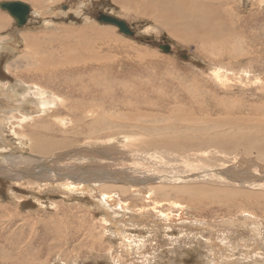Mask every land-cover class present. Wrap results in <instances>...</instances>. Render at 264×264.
Instances as JSON below:
<instances>
[{"label": "rangeland", "instance_id": "1", "mask_svg": "<svg viewBox=\"0 0 264 264\" xmlns=\"http://www.w3.org/2000/svg\"><path fill=\"white\" fill-rule=\"evenodd\" d=\"M17 1L32 9L22 28L0 8L6 23L0 26V42L7 38L10 44H0V264H264V185L258 186L264 183V29H254L264 28L263 0H217L234 8V20L241 22L236 31L262 39L255 49H241L233 60L203 53L193 35L184 41L114 0L0 4ZM99 13L125 21L135 37L100 24ZM15 43L16 50L5 51ZM165 44L172 53L160 50ZM35 52L42 58L70 57L49 85L41 73L24 72L27 56L33 58ZM85 58L91 62L76 65ZM226 116L261 121L263 130L253 137L257 143L228 150L210 144L164 151L143 146L203 126L216 134L205 124ZM108 117L111 130L100 133L96 121L104 125ZM92 126L99 133L93 135ZM169 126L175 131H165ZM35 127L47 128L36 136L41 135L49 153L64 148L39 156L51 162L62 157L61 170L77 165L88 175L100 169L96 172L124 179L119 177H133V171L168 176L215 168L229 180H105L100 187L109 189L104 193L97 187L90 193L70 191L60 182L47 188L32 178L17 184L7 175L6 159L34 157L30 148L35 144L26 136ZM229 169L232 174L224 172ZM245 173L248 180L232 178ZM253 181L257 186L250 184ZM196 187L207 192L191 191Z\"/></svg>", "mask_w": 264, "mask_h": 264}, {"label": "bare ground", "instance_id": "2", "mask_svg": "<svg viewBox=\"0 0 264 264\" xmlns=\"http://www.w3.org/2000/svg\"><path fill=\"white\" fill-rule=\"evenodd\" d=\"M114 2L118 5H121V7L124 8L128 12L131 11V12H134V13L142 15V16L153 18L154 21L156 22V24L161 27V29L170 30L173 35H175L176 37H178L180 39H184V41H186L185 40L186 35L187 36L193 35L194 39L197 40V42H199L200 46H202L203 53H208L212 57H218L221 60H225V59L226 60H228V59L233 60L236 58L235 56H237V54L239 52H241V49L244 48L245 50H249L251 47H253L255 49V47L257 45H259V43H262V39H261L260 35H255L254 33H252V36H250V35L248 36V35H245V33H240L238 31H236V29H235L236 24L237 23L240 24L241 22H236L234 20L235 19V15L233 12L234 8L229 6L228 3L219 2L217 0H114ZM261 3H264V0ZM221 6H225L226 9L222 10L220 8ZM244 19H245V17L242 18V20H244ZM0 26H2V27L6 26V23L3 22L1 19H0ZM258 28H262L261 32L264 29L263 27H259V26L255 27L254 29H258ZM247 29L250 30L249 27ZM191 40H193V39H191ZM3 41H5V42H3V43L0 42V44L6 43L8 46H10L7 38ZM14 42L15 41H13V43ZM16 45L17 44L15 43V45H12L11 47L7 46V48H5V51L8 50L11 52V51H14V49L16 50L17 49ZM2 49H4V48H2ZM32 55H33V58H31L30 56H27V58L30 59V62L27 64L24 72L27 73L28 75L32 74V76L37 75V72L41 73L42 82L46 81L47 85L50 84L49 79L52 78L53 75H56L62 71V69H59L62 66V64L67 63L68 60L70 59V57H64V58L62 57L59 59V58H54L53 56L47 57V58H42L45 56L38 55V53H36V52L32 53ZM246 55H248V51H246ZM94 58H95V60L97 59V57H94ZM98 60H99V58L96 61H98ZM246 60H247V58H246ZM99 61L101 62V60H99ZM87 62L88 63L91 62V59H89V58H85L82 60L80 59V63L77 60L76 65L81 64V63L82 64L87 63ZM222 63H224V62L222 61ZM15 94L18 95L19 93L17 94V92H16ZM225 103H226V101H225ZM80 106H82V104ZM234 109H236V108H234ZM72 110H73V108H72ZM233 110H231V111H233ZM81 112L83 113L84 116L88 115L87 112H86L87 115L85 114L84 110H81ZM227 114H229V112H227ZM130 115H128L127 117L133 118V120H134V118L135 119L137 118V117H133ZM140 115H142V114H138V116H140ZM182 115L183 114H181L180 116L177 115L176 117H178V119H180L179 117H184V115L183 116ZM143 116H145V115H142L141 117H143ZM193 116H194V114H193ZM111 117L107 118V120L105 122L106 124H104V125H103V123L96 121L97 126H100V129L102 130V131H99L100 133H104L103 131L111 130L110 129L111 127L109 125H107V124H111V120L113 118V117L112 118ZM123 117H125V116H123ZM186 118H188V115H185V120H186ZM101 119L102 118H100V121H101ZM129 120L131 121V119H129ZM116 121L119 122V120L115 119L114 122H116ZM155 122H157V121L155 120ZM200 123H202V121ZM207 124H211L213 126V127H211V132L214 131V133H216V134L210 135V133H209L210 130L208 129V127L203 126L202 128H199L197 130H194L195 129L194 128L193 132L187 131V133L185 132V135L181 132L178 135H171V136L168 135L167 137H162V138L159 137L160 139H156V140L153 139V140H151V142H147V143L144 142L143 146H145L147 148L148 147H150V148L151 147L161 148L162 150H163V148H164V150H165V148L169 149V150L170 149L171 150H180V149H183L184 147H186L187 145L198 144V145H202L203 147H206V144H210L208 146L228 150V148H232V147L234 148L237 145H243V147H245L244 145H249V143L250 144L257 143L256 140L253 139V137L260 134V132H262V130H263V128H261L262 127L261 121H259V120L255 121L253 119H246V118H242V117H241V119H238L237 117H233V116L216 118L215 120H211V121L207 122L205 125H207ZM203 125H204V123H203ZM111 126H112V124H111ZM46 127H48L47 124H46ZM227 128H229V129L234 128V130H233V132H222V134L218 133V131L221 132L223 129H227ZM38 130L46 132L47 128L43 127L41 129V127H35V129L32 130V133L29 136H26L27 139L31 143L33 142L35 144L34 147L31 144V148H30L31 153L34 154V157H32V159H26V158H24V159H11V161H10V159H8V160L6 159V163L8 164V166L10 164L9 169H6V170H8L7 175L12 176V177H10L12 179H16L15 183H17V184H20V183H18V180H20V179L22 180L24 178L23 180H25V178H27V179L32 178V180H34L36 183H38L39 186H42L44 184V185H46L45 187H47V188L49 185L57 184L58 182H60L59 185L63 189H66V190L83 192V193H90L93 191L95 192V191H97V189H99L100 192L104 193V191L106 192V189H109L106 187H100L103 183H105L104 182L105 180H108V182H110V183L116 182L117 180H119V181L128 180V181H131L130 182L131 184L132 183H134V184H143L144 183L145 184L148 182H163V181H168L167 183L173 182V183L177 184L180 182H188L189 180H194V179L206 180L207 178H211V177L216 178V179L219 178L222 181L223 180H229V177L225 178L221 175H218L217 174L218 169H215V168H212V169L205 168L202 170H194V171H191V172H188L185 174L177 173V174H173V175L170 174L168 176L167 175L155 176L154 173H153L154 176H151V175L146 176L147 173L145 174V173H141L139 171L138 172L133 171L132 174H130L133 177H129V176L121 177L120 175H119L120 177L118 176L119 178H124V179H117V175L113 174V176H111V175L107 174V172L104 170L103 171L106 173H103V171H102V173L96 172L97 170H100V169H97L96 171L91 172L88 175V172H87L88 170H85V169H83L77 165L75 168L78 169V171H75L74 167H72L68 171L67 170H61V168H62L61 164L63 163V162H61V158H62L61 156H60L61 157L60 161L54 160L55 162L54 161L51 162V160H53V159L41 160V159H44V158H41L42 157L41 155L43 153H47L45 155L49 156L51 153H53L55 151H59L60 149H64V148L63 147L58 148L59 150L56 149L55 151L49 149L51 151V153H49L48 148L44 146L43 140L41 139V135L38 134L39 136L38 135L36 136ZM91 130H94L92 132L93 135L96 133H99V132L95 133L94 126H92ZM248 130L253 131V136H249V133L246 132ZM165 131H175V128L170 127V128H167ZM147 132L148 133H154L153 130H146V133ZM153 135H156V134H153ZM186 135H188V136L186 137ZM251 135H252V133H251ZM174 136H177V137H174ZM155 137H157V136H155ZM182 137H186V140H184ZM153 138H154V136H153ZM63 142H65V141H63ZM59 144H57V145L59 146ZM46 146H48V145H46ZM136 147H137V145H136ZM256 151L259 152V150H256ZM225 154H226V152H225ZM39 156H41V157H39ZM231 156H233V155H231ZM56 157H58V155L55 156V158ZM48 161H49V163H48ZM91 169H92V167H91ZM224 172L225 173L228 172V173L232 174L230 172V169L225 170ZM238 173H239V171H238ZM245 174H246V176L244 175L242 177H240L239 175H238V177H236L234 174L232 178L234 180L239 181L241 178L245 177L246 180H248L247 176H250V175H248V173H245ZM135 177H137V179ZM115 179H117V180H115ZM230 180H231V177H230ZM260 180L264 181V179H262V178H260ZM241 182H242V180H241ZM254 182L255 181L251 182L250 184L257 186L256 185L257 183H254ZM23 183H25V181ZM29 183H31V185L32 184L36 185V183H34L32 181H30ZM25 184H27V182ZM263 185H264V183L258 184V186H263ZM93 187H97V189H94ZM204 188L205 187H196V188H193L191 191L195 190L196 192H205L206 193L207 190ZM108 197L111 198L112 196H108ZM114 198L119 199L117 196H114ZM101 206H103L102 203H101ZM83 232H85V231H83ZM80 233H82V232H80ZM93 233H95V232H93ZM63 240H65V238ZM63 240H61V242H63ZM93 240H94V237H93ZM93 246H95V245L93 244ZM92 249H95V248H92Z\"/></svg>", "mask_w": 264, "mask_h": 264}, {"label": "water", "instance_id": "3", "mask_svg": "<svg viewBox=\"0 0 264 264\" xmlns=\"http://www.w3.org/2000/svg\"><path fill=\"white\" fill-rule=\"evenodd\" d=\"M0 8L6 12L14 19L18 28H22L28 24L31 19L32 9L31 7L21 1L17 2H5L0 4ZM97 21L100 24L114 26L119 29L120 33L124 36L133 38L135 37V33L132 28L123 20H120L116 17L105 13H99ZM160 50H162L165 54L172 53V47L170 45H161ZM253 180L258 178L252 177Z\"/></svg>", "mask_w": 264, "mask_h": 264}]
</instances>
